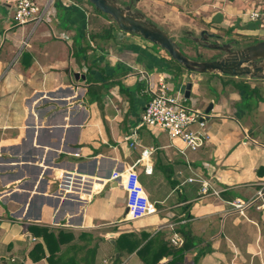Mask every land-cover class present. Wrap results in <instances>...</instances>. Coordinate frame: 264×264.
<instances>
[{
	"label": "crops",
	"instance_id": "0c3cea01",
	"mask_svg": "<svg viewBox=\"0 0 264 264\" xmlns=\"http://www.w3.org/2000/svg\"><path fill=\"white\" fill-rule=\"evenodd\" d=\"M12 1L0 0V264H56L50 258L72 256V245L79 264H264V206L238 213L228 205L251 199L264 178V78L174 73L164 51L120 31L87 0H33L44 11L37 25H17ZM148 1L164 6L154 18L165 24L143 18L189 58L178 40L196 42L197 53L212 42L264 41V15L250 18L264 0ZM127 2L135 11L139 0ZM101 26L113 27L110 37L92 40ZM145 74L183 97L190 82L184 98L195 110L212 105L202 146L189 150L139 125ZM137 161L156 212L129 220L120 180L106 179ZM65 174L75 178L71 188L60 184ZM56 237L69 240L57 250Z\"/></svg>",
	"mask_w": 264,
	"mask_h": 264
},
{
	"label": "built area",
	"instance_id": "2783aa9c",
	"mask_svg": "<svg viewBox=\"0 0 264 264\" xmlns=\"http://www.w3.org/2000/svg\"><path fill=\"white\" fill-rule=\"evenodd\" d=\"M52 1L49 0L48 4ZM12 4L14 9L13 18L17 25L28 23L37 25L44 20V11H41L33 0H13ZM260 15H264V5L260 11L251 13L250 18L255 20L260 18ZM143 78L146 82L148 101L140 116L139 125L163 131L169 139L180 140L186 149L196 150L202 146L206 140L203 132L205 114L187 107L180 90L174 91L164 78H159L155 83L150 80L147 74ZM196 127L197 129H195ZM149 153L148 150H143L141 157L147 156ZM136 163L138 161L131 164L124 172H114L110 178L106 179V182L120 180V184L126 193V218L129 220L149 216L156 212L155 204L147 199L138 180V175L134 169ZM147 171L149 172L150 169ZM72 185L70 183L68 187L71 188ZM255 186L256 190L251 199H235L229 202L228 205L231 210L242 213L258 200L261 202L260 206L263 207L264 178L258 181ZM202 188L203 193H206L209 189L205 183ZM212 194L217 195V192L213 190ZM169 241L174 246H181L183 243V239L178 234H172Z\"/></svg>",
	"mask_w": 264,
	"mask_h": 264
},
{
	"label": "water",
	"instance_id": "95a60500",
	"mask_svg": "<svg viewBox=\"0 0 264 264\" xmlns=\"http://www.w3.org/2000/svg\"><path fill=\"white\" fill-rule=\"evenodd\" d=\"M94 11L105 16L120 31L135 34L143 40L157 46L164 51L168 58L182 70L194 74H219L228 77H248L264 78V41L252 45L238 46L236 42L227 44H218L212 42L203 45L204 48L211 50L213 54L207 58H202L199 54L194 59L186 56L166 33L144 19L136 11H132L130 4L121 5L120 0H87ZM205 32L199 35L200 39L205 40ZM191 88L190 82L185 84L184 97L187 99ZM212 105L205 109V115L208 114ZM75 178L70 174L62 176L60 184L69 186L74 183ZM127 209H125V214Z\"/></svg>",
	"mask_w": 264,
	"mask_h": 264
},
{
	"label": "rangeland",
	"instance_id": "374dc122",
	"mask_svg": "<svg viewBox=\"0 0 264 264\" xmlns=\"http://www.w3.org/2000/svg\"><path fill=\"white\" fill-rule=\"evenodd\" d=\"M54 2H55V0H53L52 2H50V6H51V4L53 5L54 4ZM119 3L121 4V5H127L126 3H129V2H127V0L125 1V2H123L122 0H120L119 1ZM152 3H149V1L148 0H139V2H138V4L137 3H135L134 4V9H136V10H138L139 12H140V14H141V12L142 13H145L146 15H148V18H150V19H152V20H154L156 23H161L162 25L163 24H165V22H163L162 20H159V17L157 18V19H155L154 18V15L156 14V12L155 11H159V12H162V13H164V10H165V8H164V6L162 5V6H160L159 8H156V10L152 7V5H151ZM88 8H89V10L91 9H93V7L88 3ZM135 10V11H136ZM155 10V11H154ZM92 12V11H91ZM159 12H158V14H159ZM88 15H90L89 14V11H88ZM157 15V14H156ZM161 17L162 18H164V15H161ZM172 25V23H166V25H164V26H167V25ZM191 37H193L195 40H197L196 38H197V36H191ZM143 41V40H142ZM179 41V44L180 45H182V46H184V47H188L189 48V50L191 51V53H189V54H193L192 55V57H196L197 55H201L202 56V58H207V57H209V56H211L212 54H213V52H207V51H203L202 49H200V53H197L196 52V47L198 46V44L196 43V42H194L195 44H196V46L193 44H191V41L189 42V41H184V40H178ZM197 41H199V40H197ZM144 45H147L148 44V42L147 41H143L142 42ZM192 43H193V41H192ZM186 46H185V45ZM182 51H184V52H186V50L184 49L183 50V48L181 49ZM173 66H176V64H172ZM178 66V65H177ZM175 73V72H174ZM185 105L187 106V107H191L192 108V105H193V103H192V99L190 98V99H188L186 102H185Z\"/></svg>",
	"mask_w": 264,
	"mask_h": 264
},
{
	"label": "trees",
	"instance_id": "16d2710c",
	"mask_svg": "<svg viewBox=\"0 0 264 264\" xmlns=\"http://www.w3.org/2000/svg\"><path fill=\"white\" fill-rule=\"evenodd\" d=\"M94 10V9H93ZM94 12H96V11H94ZM97 14H99V15H101V16H104V15H102V14H100V13H97ZM92 24H93V22H92ZM90 27L92 28V25H91V22H90ZM112 26L110 27H106V26H101V30H102V32L101 33H99V34H95V35H90L91 36V38H92V40L93 39H95V38H102L103 36H109L110 37V32H111V30H112ZM93 29V28H92ZM112 37V36H111ZM169 61L171 62V64H176V62H174V61H172V60H170L169 59ZM173 71L174 72H176V70L178 71V69L179 70H182V68L180 67V66H177V64H176V66H174L173 68ZM177 73V72H176ZM235 87L236 88H238V89H243V88H245V86L244 85H235ZM248 88V87H247ZM66 240H69L67 237L66 238H64V239H61V237H56V239H54V243L56 244V249L58 250V248H59V246L62 244V243H64ZM70 248H71V250H72V252H73V255L72 256H69V257H67V258H65L64 260H62L61 258L62 257H57L58 258V261H51V259H52V257L50 258V262L51 263H56V264H79L78 263V261L77 260H75L76 259V256H77V253L80 251L79 249H77L78 247H75V245H72V246H70Z\"/></svg>",
	"mask_w": 264,
	"mask_h": 264
}]
</instances>
